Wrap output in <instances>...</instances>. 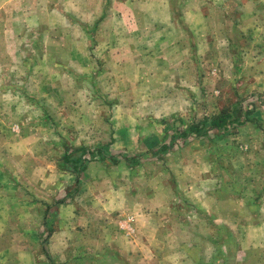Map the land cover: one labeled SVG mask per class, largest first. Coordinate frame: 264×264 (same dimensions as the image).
Segmentation results:
<instances>
[{
	"label": "rangeland",
	"instance_id": "1",
	"mask_svg": "<svg viewBox=\"0 0 264 264\" xmlns=\"http://www.w3.org/2000/svg\"><path fill=\"white\" fill-rule=\"evenodd\" d=\"M224 1L228 39L123 0H0V264H264V0L252 38ZM222 110L242 124L150 155ZM101 144L139 162L87 160L74 191L63 153Z\"/></svg>",
	"mask_w": 264,
	"mask_h": 264
},
{
	"label": "crops",
	"instance_id": "2",
	"mask_svg": "<svg viewBox=\"0 0 264 264\" xmlns=\"http://www.w3.org/2000/svg\"><path fill=\"white\" fill-rule=\"evenodd\" d=\"M122 4L124 7H128L131 10L129 12L138 18L139 25H154L159 28V32L161 35L166 36L170 31L175 30L177 27L176 22L178 24H182L183 27L188 29L190 33L193 35L201 34L206 35V39L210 37H220L228 39V33L226 28L227 21L226 16L223 15L221 8L223 7L224 0H183L180 4V13L178 14L177 9H173L176 7V1L172 2V0H123ZM212 1V2H210ZM238 2V16L241 17L240 21H242L243 25L239 32L242 35L248 36L252 38L253 28L257 23V11L258 4L257 0H235L234 4ZM108 1L100 7L98 18L95 20L94 24L97 26H101V24L105 21H110L112 19V15L109 14L110 5H108ZM172 4V7H171ZM263 3H261L262 6ZM218 8L220 10V14L217 17L218 23L221 24L220 30L225 32L223 34L219 33V29L212 32V23L216 25L215 19L216 14L214 9ZM174 12L178 14V16H174ZM82 14V13H81ZM226 18V19H225ZM177 20L174 22V20ZM238 31V18H237V29ZM178 39V43H179ZM177 53H181L180 49H176ZM187 50H189L187 48ZM166 52L162 50L159 55H164ZM158 53V50L156 51Z\"/></svg>",
	"mask_w": 264,
	"mask_h": 264
},
{
	"label": "trees",
	"instance_id": "3",
	"mask_svg": "<svg viewBox=\"0 0 264 264\" xmlns=\"http://www.w3.org/2000/svg\"><path fill=\"white\" fill-rule=\"evenodd\" d=\"M249 120V113L243 115V120ZM167 119H161V123L167 122ZM229 124V126L227 125ZM242 123H238L237 118L232 117V113L226 110H222L210 117H203L200 120L192 121L184 124L182 127L171 126L172 131L167 135L168 140L161 144L156 149H149L151 156H157L162 152H166L171 149L175 142L179 139H188L190 137H199L206 134L208 131L216 129L227 132L229 127H234ZM86 155L88 157H86ZM120 155V156H119ZM119 155L111 153V147L106 145H96L94 147L79 146L74 149H66L62 156L63 165L65 168L71 169L76 175L74 191L77 190V185L80 182V175L84 174L87 160H109L111 163H118L121 160L134 165L139 162V156L129 154L127 152H121ZM85 175V174H84ZM74 191H70L68 195H72ZM59 203H63L64 199H60Z\"/></svg>",
	"mask_w": 264,
	"mask_h": 264
}]
</instances>
